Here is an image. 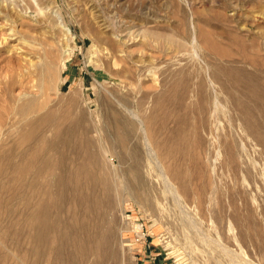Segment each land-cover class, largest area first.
<instances>
[{"label":"rangeland","instance_id":"1","mask_svg":"<svg viewBox=\"0 0 264 264\" xmlns=\"http://www.w3.org/2000/svg\"><path fill=\"white\" fill-rule=\"evenodd\" d=\"M26 128L75 131L81 146L88 134L102 151L86 163L117 182L114 209L75 219L72 204L66 220L92 219L110 264L140 257L127 239L140 223L169 264H264V0H0V155ZM68 155L71 170L85 162ZM12 176L0 174V248L13 258L26 214L11 187L30 192Z\"/></svg>","mask_w":264,"mask_h":264},{"label":"bare ground","instance_id":"2","mask_svg":"<svg viewBox=\"0 0 264 264\" xmlns=\"http://www.w3.org/2000/svg\"><path fill=\"white\" fill-rule=\"evenodd\" d=\"M46 120L45 118L42 122H46ZM24 122H27V120ZM30 122H27L28 126H30ZM30 128L33 127L30 126ZM41 129L38 132H41ZM35 134V129L32 131L26 128L19 139L9 142L12 143L9 144L10 149H6L0 155V174L13 175V180L28 178L30 192L29 199L24 200L20 191L21 187H16L14 191L11 187V192L14 195H11L9 202L18 201L21 210H17V216L20 213L22 215L26 214V221L22 225L20 222L14 223V225H20L14 232L15 236L12 239L16 253L13 254L12 258L11 254H8L9 252L5 253L4 249L0 248V264H6L7 260L10 259H15L20 264H44L45 259L51 252L55 256V261L52 264H85L87 261L88 264H110L111 258L117 260L109 236L105 233L99 235L92 219L89 220V223L76 220L72 226H69L66 220L69 213L72 214V211L69 210V206L72 204H75L76 207L74 211L76 213L75 219L77 218L76 215L81 214V212L86 217L88 214L101 213L105 206L109 210L114 209L117 202L115 192L119 189L117 182L105 173L98 177L93 172L91 165L86 163L100 164L99 154L102 151L99 152L88 134H86L87 141L83 146L75 141V131L68 133H58L56 131L51 139L44 135L42 137ZM114 140L117 146L125 148L126 140L124 136L118 133ZM17 145L21 147L26 145L25 149H22L23 152L19 151L20 154L16 152ZM69 152L72 154L70 156L72 160L83 158L85 161L79 164L75 170L67 167ZM119 154L118 156L121 155ZM122 160H125V156H121ZM136 170V180L139 184L144 183L147 187V181L141 170L139 172L138 166H136ZM127 179L128 177H126ZM100 184L102 193L97 190ZM126 186L136 195L135 187L129 179ZM54 189L55 195L53 194ZM122 190H125L124 184ZM122 192L124 193V191ZM0 206H5L2 201H0ZM5 211L10 214L12 208ZM52 211L57 214V217L51 219L50 222ZM13 213L14 211L10 215L12 216ZM138 228V225L135 224L129 234L130 237H127L132 250L138 247V243L131 236V233H139ZM50 231L55 234V246H52L53 244L50 241ZM9 237L8 233L7 238ZM25 239L28 241V247L26 248L23 243ZM22 254L26 255L25 259L19 256H22ZM183 259V257H180L177 261ZM184 263L185 260L180 264Z\"/></svg>","mask_w":264,"mask_h":264},{"label":"built area","instance_id":"3","mask_svg":"<svg viewBox=\"0 0 264 264\" xmlns=\"http://www.w3.org/2000/svg\"><path fill=\"white\" fill-rule=\"evenodd\" d=\"M138 225V232L139 233H135L134 239L136 241V243L141 245V250L139 251L138 247L135 249L134 253H132V255L135 256H140L142 257L140 254H148L149 258L153 261H156L158 256L163 255L162 251L160 250V244L156 245L153 243V237L155 238V236H153L152 234H150L149 229L143 224H137ZM138 234H140L138 236ZM159 239V237H156ZM161 242V241H160ZM139 251V252H138ZM139 257V258H140ZM138 257H135V259H133L130 262H125V264H135L136 261H138L139 259Z\"/></svg>","mask_w":264,"mask_h":264},{"label":"crops","instance_id":"4","mask_svg":"<svg viewBox=\"0 0 264 264\" xmlns=\"http://www.w3.org/2000/svg\"><path fill=\"white\" fill-rule=\"evenodd\" d=\"M154 243V241H153ZM155 244V243H154ZM142 257H140L138 259V261H136L135 264H169V263H166V260L163 258V255L161 256H158L157 260L156 261H153L149 258L148 254H140Z\"/></svg>","mask_w":264,"mask_h":264}]
</instances>
